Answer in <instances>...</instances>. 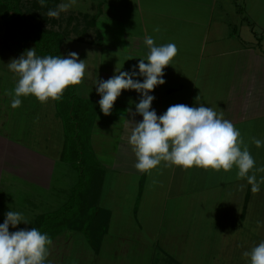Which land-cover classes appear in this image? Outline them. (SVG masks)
I'll list each match as a JSON object with an SVG mask.
<instances>
[{"label":"crops","instance_id":"1","mask_svg":"<svg viewBox=\"0 0 264 264\" xmlns=\"http://www.w3.org/2000/svg\"><path fill=\"white\" fill-rule=\"evenodd\" d=\"M85 1H89L91 12L99 8L98 19L105 15L109 20L114 19L119 23V28L106 31L107 36L95 26L91 32L96 35L94 39L72 40L74 43L87 44L90 48L70 51L64 49L65 42L72 38L65 40L61 47L62 56L76 52L80 60H85V76L83 82L76 85V94L86 102L97 104L91 143L97 145L95 156L105 169V176L108 177L111 172L115 173L119 187H122L120 177H135L140 189L136 191L132 203L135 198L142 199L140 194L143 192L141 189H144L145 192L155 193L156 199L164 193L168 194L169 198H173L175 194L174 197L182 200L181 206L187 209L195 208L197 202L203 204L205 210L211 203H217L224 211L233 206L232 208L239 210L240 224L237 225V231H247L248 228L243 225H248L247 221L251 218L250 202L254 193L247 180L237 178L235 168L229 172L198 167L185 170L174 165L167 166L162 162L151 174L139 172L135 168L136 156L128 138L132 123L143 120L139 114L133 118L135 104L141 99L140 94L135 90H124L115 102L111 114L105 115L100 110L101 96L96 91V81L109 79L116 74V68L122 70L124 67V71H129L133 65H138L140 58H145L149 51L143 43L146 35H151L156 45L175 44L177 54L171 62L172 65L164 69L166 83L157 86L150 93L155 96L152 108L156 110L157 115H162L169 106L176 104L190 107L204 104L218 113L223 112V117L239 129L256 167H264V147L257 148L252 142L253 138L264 140V0H245L247 9H242V12L234 9V13L240 17L239 20L231 19L230 10L227 8L228 0H224V3L222 0H99L98 3L94 2L95 0ZM156 28H159L158 32L154 31ZM139 79L142 81L143 77ZM129 109L132 111L129 112ZM55 110L56 117L64 125L56 106ZM0 131L1 175L5 172L4 166L10 159L8 155L11 150L18 153L12 156L13 159L17 158L19 153L25 154L26 158L12 160V165H9L11 170L6 169V172L15 177L33 178L38 181L35 179L34 170L38 168L39 170H36L40 178L42 176L45 180L47 175L52 178L57 165H52L54 158L51 160L43 157L35 149L31 151L29 146L25 147L12 140L5 130L0 128ZM62 139L58 163H63L62 153L65 139L67 140L65 130ZM50 140L45 141L52 145ZM257 174L258 172V178ZM49 182L47 187L50 188L52 180ZM118 189L120 188L116 189L115 185L111 186L110 191L103 188L100 197V206L111 212V220L101 252L97 254L92 250L97 257V263L99 257H102L105 243L111 244L115 237L127 242L128 237L132 235H129V232L122 235L111 232L116 214L115 199L119 201ZM260 191L264 193V187H261ZM108 196L109 201L110 196H113V203L103 205ZM236 201L237 204L234 205ZM133 208L134 206L131 207L129 217L135 218L137 211ZM117 210L121 208L117 207ZM118 217L121 220V213ZM139 229L143 230V227ZM147 230L149 228L145 229ZM158 234L160 233H155V241L159 240ZM138 235L136 234L132 241L145 246L144 240ZM109 253L115 252L111 250Z\"/></svg>","mask_w":264,"mask_h":264},{"label":"rangeland","instance_id":"2","mask_svg":"<svg viewBox=\"0 0 264 264\" xmlns=\"http://www.w3.org/2000/svg\"><path fill=\"white\" fill-rule=\"evenodd\" d=\"M34 2L35 0H23V10L28 16L32 12ZM61 2L62 0L59 4ZM77 2L67 12L61 13L58 18L47 16L48 21L43 24L47 29L60 32L67 29L66 32H69L68 36L72 39L65 42L64 49L67 48L69 51L90 48L87 44L74 43L72 40L94 39L96 35L91 32L95 26L105 36L108 35L107 30H112L110 28H119L116 20H109L105 15L98 19L100 10L96 8L94 12H91L89 1L77 0ZM94 2L98 3L99 0ZM246 7L245 0H228L227 8L233 20L240 19L238 14L234 13V9L237 8L242 12V9H247ZM33 48L38 56L43 57L31 41L10 31L0 16V128L5 130L4 132L12 140L25 147L29 146L31 151L35 149L43 157L51 160L54 158L52 165L57 164L52 178L47 175L45 180L38 175L39 169L34 168L37 175L35 179H38L34 181L33 178L15 177L6 172V169L11 170L9 165H12V160L26 158L25 154L19 153L20 155L13 159L12 156L18 153L11 150L10 155L7 154L10 159L4 166L5 172L0 174V223L4 222L5 213L10 210L22 212L30 222L29 224L21 223L17 229L10 227V232L24 228L31 229L37 215L61 207L68 200L70 189L78 180V173L70 163L60 161L58 163L57 158L62 148L65 126L56 117V101L49 100L48 103L42 104L35 96H28L22 97L20 107H11L10 93H13L18 77L8 70L7 64L13 58L18 59L26 50ZM45 140H50L52 145L47 144ZM91 146L95 154L97 145L91 143ZM257 175L259 180L261 176H264V172H258ZM116 176L113 172L108 177L104 176L105 182L103 181L102 187V190L104 188L106 191H110L111 186L114 185L116 189L120 188L118 189L120 194H117L119 201L115 199L116 214L111 232L115 235L129 232V235L132 234L131 238L128 237V241L124 242L120 240V237H115L111 244L105 243L102 257H99L97 263V257L83 234L66 231L52 241L46 264H99V262L100 264H250V258L245 257L244 252L250 251L264 241V226L257 224L258 221L264 222V193L261 191L252 194L251 218L247 221L248 225H243L248 228L247 231H237V225L240 224L239 210L232 208L233 206L226 212L219 208L217 203H211L205 210L203 204L197 202L195 208L187 209L181 206L182 200L174 197L175 194L173 198H169L168 194L164 193L156 199L155 193L145 192L144 189H141L143 190L140 194L142 199L135 198L132 203L134 195L137 194L136 191L140 189L136 184V178H118L122 188L117 184ZM50 179L52 184L49 188L47 186ZM148 180H150L149 177ZM261 187H264V184H261ZM108 199L109 196L106 197L103 205L113 203L111 200L113 196H110V201ZM184 203L187 204L186 200ZM233 204H237V201ZM132 206L137 211L135 218L129 217ZM117 207L121 210H117ZM120 213L121 220L118 217ZM141 226L143 230L139 229ZM144 228L149 230L145 231ZM252 229L254 230L251 231ZM135 232L137 235L139 233L142 235L138 236L142 237L145 246L132 241L136 235ZM158 232L159 240L155 241V233ZM139 249L142 251H138ZM111 250L115 253L108 254Z\"/></svg>","mask_w":264,"mask_h":264},{"label":"clouds","instance_id":"3","mask_svg":"<svg viewBox=\"0 0 264 264\" xmlns=\"http://www.w3.org/2000/svg\"><path fill=\"white\" fill-rule=\"evenodd\" d=\"M40 3L45 5L46 0H40ZM76 3L77 0H62L47 15L58 18ZM154 31L158 32L159 28ZM143 43L149 51L145 58H140L138 65H133L129 71H124V67L122 70L116 68V74L109 79L96 81V91L101 96L100 110L105 115L111 114L124 90H135L140 94L133 118L139 114L143 120L132 123L128 138L136 156L135 168L148 174L162 162L185 170L198 167L229 172L235 168L237 178L247 180L251 191L258 193L264 184V176L257 180L256 173L264 172V167H256L239 129L223 117V112L218 113L204 104L198 107L176 104L157 115L152 108L155 96L150 93L166 83L164 69L172 65L177 48L173 43L156 45L151 35H146ZM84 61L76 52H69L67 56L41 57L35 48L26 50L18 59L13 58L7 67L18 80L10 93L11 107H20L22 97L28 96H35L42 104L49 100L59 101L68 86L83 82ZM252 142L257 148L264 147V140L253 138ZM21 223H30L22 212L10 210L5 213L4 222L0 223V264H46L51 237L36 227L10 232V227L17 229ZM257 224L264 226L261 221ZM243 255L250 258V264H264V241Z\"/></svg>","mask_w":264,"mask_h":264},{"label":"trees","instance_id":"4","mask_svg":"<svg viewBox=\"0 0 264 264\" xmlns=\"http://www.w3.org/2000/svg\"><path fill=\"white\" fill-rule=\"evenodd\" d=\"M60 1L46 0V4L41 5L40 0H35L28 16L23 10V0H0V16L10 31L31 41L40 55L59 56L63 42L70 38L69 32L67 29L62 32L47 29L43 24L48 21L47 12L56 9ZM68 87L62 99L56 101V109L64 121L67 136L62 161L73 166L78 180L70 189L68 200L57 210L37 215L32 228L47 233L52 241L66 230L80 232L92 250L99 254L111 212L99 203L105 169L91 146L97 104L78 98L76 85Z\"/></svg>","mask_w":264,"mask_h":264}]
</instances>
